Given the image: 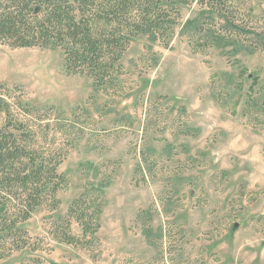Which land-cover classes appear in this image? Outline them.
Instances as JSON below:
<instances>
[{
  "label": "rangeland",
  "instance_id": "obj_1",
  "mask_svg": "<svg viewBox=\"0 0 264 264\" xmlns=\"http://www.w3.org/2000/svg\"><path fill=\"white\" fill-rule=\"evenodd\" d=\"M224 2L242 31L176 5L169 39L132 38L106 87L62 47L0 43L11 119L65 177L0 264H264V0Z\"/></svg>",
  "mask_w": 264,
  "mask_h": 264
},
{
  "label": "trees",
  "instance_id": "obj_2",
  "mask_svg": "<svg viewBox=\"0 0 264 264\" xmlns=\"http://www.w3.org/2000/svg\"><path fill=\"white\" fill-rule=\"evenodd\" d=\"M192 1L0 0V43L62 47L71 73L91 76L99 88L111 86L112 72L132 38L169 39L176 23L169 9ZM200 1L242 31L233 14L221 7L224 0ZM8 105L0 92V256L9 243L18 246L25 230L19 222L30 218L45 196L55 200L65 183L58 156L40 151L31 126L11 119Z\"/></svg>",
  "mask_w": 264,
  "mask_h": 264
}]
</instances>
